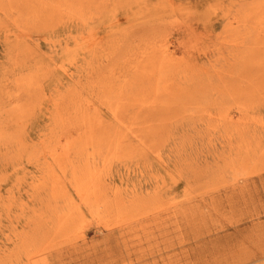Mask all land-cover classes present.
Wrapping results in <instances>:
<instances>
[{"label": "rangeland", "instance_id": "374dc122", "mask_svg": "<svg viewBox=\"0 0 264 264\" xmlns=\"http://www.w3.org/2000/svg\"><path fill=\"white\" fill-rule=\"evenodd\" d=\"M0 264H264V0H0Z\"/></svg>", "mask_w": 264, "mask_h": 264}]
</instances>
